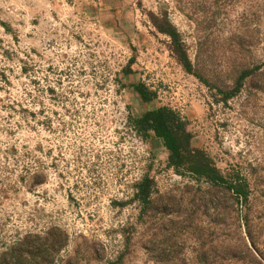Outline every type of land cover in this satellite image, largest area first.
<instances>
[{
  "label": "rangeland",
  "instance_id": "374dc122",
  "mask_svg": "<svg viewBox=\"0 0 264 264\" xmlns=\"http://www.w3.org/2000/svg\"><path fill=\"white\" fill-rule=\"evenodd\" d=\"M138 83L246 199L134 130ZM23 243L38 264H264V0H0V255Z\"/></svg>",
  "mask_w": 264,
  "mask_h": 264
},
{
  "label": "trees",
  "instance_id": "16d2710c",
  "mask_svg": "<svg viewBox=\"0 0 264 264\" xmlns=\"http://www.w3.org/2000/svg\"><path fill=\"white\" fill-rule=\"evenodd\" d=\"M152 22L159 33L168 37L169 44L167 47L171 56L182 65L187 73L194 75L206 84L197 66L188 59L186 51L181 50L182 44L177 30L166 20L160 25L156 23V18L153 17ZM246 75L247 73L243 72L242 76L246 77ZM131 88L142 103L149 104L156 99V94L143 83L134 84ZM131 124L137 133L141 135L151 133L155 138L162 141L163 147L169 153L168 164L177 174L189 173L214 186L227 187L238 197L247 198L245 185L240 182L229 185L208 155L203 150L193 147V135L188 130L189 122L179 111L167 106L155 107L145 111L138 118H131ZM136 191L145 200L148 189L144 181L140 183ZM35 258L42 260L44 256L37 248L34 254L26 251L23 243L0 255V264H38Z\"/></svg>",
  "mask_w": 264,
  "mask_h": 264
},
{
  "label": "crops",
  "instance_id": "0c3cea01",
  "mask_svg": "<svg viewBox=\"0 0 264 264\" xmlns=\"http://www.w3.org/2000/svg\"><path fill=\"white\" fill-rule=\"evenodd\" d=\"M139 99H140V98H139ZM140 102H141V100H140ZM138 103H139V102H138ZM141 103H142V102H141ZM145 104H146V103H145ZM149 104H150V103H149ZM145 106L147 107L148 104H146ZM154 108H155V107H152V108H148V107H147L145 111L150 110V109H154ZM145 111H143L141 114H139V115L136 116V117H137V118L140 117L141 115H143V113H144Z\"/></svg>",
  "mask_w": 264,
  "mask_h": 264
}]
</instances>
